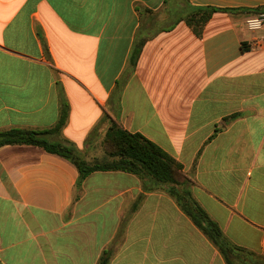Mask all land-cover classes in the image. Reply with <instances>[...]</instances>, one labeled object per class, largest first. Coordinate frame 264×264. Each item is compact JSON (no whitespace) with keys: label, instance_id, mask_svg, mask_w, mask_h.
Listing matches in <instances>:
<instances>
[{"label":"crops","instance_id":"crops-1","mask_svg":"<svg viewBox=\"0 0 264 264\" xmlns=\"http://www.w3.org/2000/svg\"><path fill=\"white\" fill-rule=\"evenodd\" d=\"M190 7L232 12L198 37L179 22ZM250 11L264 0H0V131L49 129L68 103L60 137L88 161L118 121L183 165L233 244L264 256V48L250 50ZM78 180L41 148H0V264H98L107 250L109 264H227L152 180Z\"/></svg>","mask_w":264,"mask_h":264},{"label":"trees","instance_id":"trees-1","mask_svg":"<svg viewBox=\"0 0 264 264\" xmlns=\"http://www.w3.org/2000/svg\"><path fill=\"white\" fill-rule=\"evenodd\" d=\"M216 12H232L211 7H190L179 17L198 37H202L205 27ZM257 14L258 11H250ZM148 38L137 37L129 61V74L135 71L138 59ZM69 117L68 103H62L60 117L56 125L49 129L13 128L0 131V148L7 145H29L60 156L73 163L79 171L77 187L96 172H125L141 179H150L163 187L176 201L181 210L194 225L218 248L227 264H264V256L233 244L217 222L194 197L192 179L184 172V167L158 145L142 134L125 130L118 121H112L105 139V159L89 162L60 135ZM234 118V117H233ZM112 250L101 256L98 264H109Z\"/></svg>","mask_w":264,"mask_h":264},{"label":"built area","instance_id":"built-area-1","mask_svg":"<svg viewBox=\"0 0 264 264\" xmlns=\"http://www.w3.org/2000/svg\"><path fill=\"white\" fill-rule=\"evenodd\" d=\"M246 28L253 33H260L250 50L264 48V12L249 16L245 20Z\"/></svg>","mask_w":264,"mask_h":264},{"label":"rangeland","instance_id":"rangeland-1","mask_svg":"<svg viewBox=\"0 0 264 264\" xmlns=\"http://www.w3.org/2000/svg\"><path fill=\"white\" fill-rule=\"evenodd\" d=\"M169 5H172V3H170ZM104 139L105 136L102 138V140L97 142V147H94L93 149H89V151L85 154L89 162L101 161L106 158L104 154L106 151L104 146ZM82 157L86 158L84 156Z\"/></svg>","mask_w":264,"mask_h":264}]
</instances>
